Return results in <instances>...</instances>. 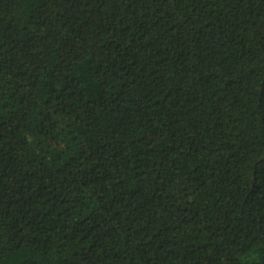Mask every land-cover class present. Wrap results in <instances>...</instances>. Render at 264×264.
<instances>
[{
	"label": "trees",
	"instance_id": "trees-1",
	"mask_svg": "<svg viewBox=\"0 0 264 264\" xmlns=\"http://www.w3.org/2000/svg\"><path fill=\"white\" fill-rule=\"evenodd\" d=\"M0 264H264V0H0Z\"/></svg>",
	"mask_w": 264,
	"mask_h": 264
}]
</instances>
